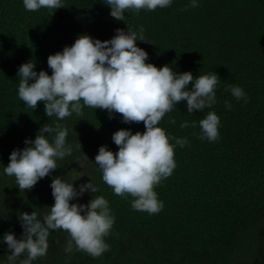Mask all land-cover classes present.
<instances>
[{
    "label": "trees",
    "instance_id": "obj_1",
    "mask_svg": "<svg viewBox=\"0 0 264 264\" xmlns=\"http://www.w3.org/2000/svg\"><path fill=\"white\" fill-rule=\"evenodd\" d=\"M191 2L130 9L124 20H116L104 0H61L64 7L37 11L26 10L23 0H0V264L26 259L24 254L9 262L3 236L13 232L22 238L21 212L36 211L43 222L55 203L51 183L57 176L77 191L89 181L98 188L71 203L87 204L95 195L108 200L115 218L104 237L109 250L94 258L73 243L68 253L69 234L50 229L47 255L32 264H264V0H196L197 7H187ZM141 27L147 41L136 43L148 53L147 63L194 77L216 72L220 80L211 108L189 113L182 101L158 125L170 136L187 137L188 144L175 146L176 168L155 187L164 205L157 214L134 210V198L116 195L95 163L101 146L118 152L116 131L144 132L143 122L125 123L118 113L110 118L107 110L87 106L83 115L58 120L46 115L43 101L32 109L18 96L22 64L33 61L37 73L51 75L48 57L80 35L104 41L117 29L139 33ZM231 86L241 87L245 98L237 100ZM210 111L220 117L216 141L199 138V121ZM184 121L189 127H180ZM56 123L68 130L71 154L57 159L59 167L32 189L21 191L15 177L4 173L10 154L27 147V139L34 141L43 125ZM45 135L51 142L52 135Z\"/></svg>",
    "mask_w": 264,
    "mask_h": 264
},
{
    "label": "clouds",
    "instance_id": "obj_2",
    "mask_svg": "<svg viewBox=\"0 0 264 264\" xmlns=\"http://www.w3.org/2000/svg\"><path fill=\"white\" fill-rule=\"evenodd\" d=\"M104 3L111 7L112 17L124 20L126 10L154 11L170 6L172 0H104ZM23 5L28 11L64 7L61 0H23ZM197 6L196 0H192L187 7ZM137 39L147 41L142 27L139 33L129 28L127 32L117 29L113 38L104 41L82 34L72 46L48 57L51 75L44 70L37 73L33 61L22 64L18 70V96L32 109L43 101L46 115L56 116L58 120L73 113L83 115V108L87 106L107 110L110 118L111 114L118 113L125 123L143 122L144 132L116 131L112 139L118 152L101 146L95 163L102 170L103 181L116 195L134 198L131 204L134 210L157 214L164 205L155 187L176 168L175 146L188 144L187 137L170 136L158 125L182 101H187L189 113L211 108L216 103L215 90L220 80L216 72L194 77L190 71L177 74L169 65L157 67L147 63L148 53L137 45ZM230 90L237 100L245 98L241 87L231 86ZM225 107L230 110L232 105L226 102ZM170 123L175 124V119ZM219 125L220 117L216 112H208L199 121V138L218 140ZM196 126L193 121L191 127ZM180 127H189L188 121ZM45 133L52 135L51 142ZM67 135V128L59 123L43 125L34 141L27 139V147L10 154V163L4 173L15 177L21 191L32 189L41 178L59 167L57 159L71 154V147H66ZM171 140H175V144ZM51 188L55 203L49 206L50 212L44 215L43 222L36 211L21 212L22 238L17 239L13 232L4 234L2 242L11 250L9 262L26 254L21 264H32L37 258L46 256L50 229L69 234L65 247L68 253L72 252L73 243L77 250L94 258L109 250L104 237L109 235L115 218L108 200L95 195L87 204L71 203L86 191L96 193L98 188L89 181L77 191L73 183L59 176L52 180Z\"/></svg>",
    "mask_w": 264,
    "mask_h": 264
}]
</instances>
